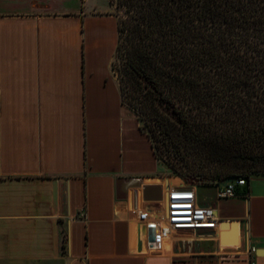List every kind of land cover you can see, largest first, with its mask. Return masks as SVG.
Returning <instances> with one entry per match:
<instances>
[{
	"label": "crops",
	"instance_id": "1",
	"mask_svg": "<svg viewBox=\"0 0 264 264\" xmlns=\"http://www.w3.org/2000/svg\"><path fill=\"white\" fill-rule=\"evenodd\" d=\"M117 43L110 4L0 0V264H264V179L224 200L194 185L229 226L151 248L139 212L165 224L187 184L122 104Z\"/></svg>",
	"mask_w": 264,
	"mask_h": 264
},
{
	"label": "trees",
	"instance_id": "2",
	"mask_svg": "<svg viewBox=\"0 0 264 264\" xmlns=\"http://www.w3.org/2000/svg\"><path fill=\"white\" fill-rule=\"evenodd\" d=\"M262 2L116 0L122 104L174 176L210 186L235 176L246 195L264 174ZM203 158L224 166L208 171Z\"/></svg>",
	"mask_w": 264,
	"mask_h": 264
},
{
	"label": "built area",
	"instance_id": "3",
	"mask_svg": "<svg viewBox=\"0 0 264 264\" xmlns=\"http://www.w3.org/2000/svg\"><path fill=\"white\" fill-rule=\"evenodd\" d=\"M221 187L217 198L229 199L237 196V188L244 187V179H238ZM139 219L145 223L150 234V246L157 250L162 241L172 232H203L215 231L220 226V218L214 207L198 206L193 186L184 185L170 191L167 203L166 223L160 225L157 221H151L147 212H139Z\"/></svg>",
	"mask_w": 264,
	"mask_h": 264
},
{
	"label": "rangeland",
	"instance_id": "4",
	"mask_svg": "<svg viewBox=\"0 0 264 264\" xmlns=\"http://www.w3.org/2000/svg\"><path fill=\"white\" fill-rule=\"evenodd\" d=\"M88 1H89L90 5H94L95 4V5H98V6H109V4H110L113 7L114 12L115 13L117 12V8H116V5H115L116 4V0H88ZM262 3H264V0H263ZM197 162H200L203 165V167L206 170H208V171L209 170H213V169H217V168H220V167H223L224 166L220 162L215 161V160H212V159L210 160L208 158L200 159ZM170 164L161 162V165H163L166 174H168L170 176H174V174L172 172V167H171ZM174 177H178L185 184L191 185V186L199 185V184H202L203 183L202 180H198V179H196L194 177H189V178H183L181 176H174ZM263 179H264V174L263 173L254 174L252 176V180H254V181H256V180H263ZM216 193H217V191H216L215 187H212L210 185L201 186L200 187V190H199V194L203 198H209L210 196H214ZM222 200H224V199H222ZM225 205H229V204H225V202H224V207L223 208H226ZM227 208L230 209V206L227 207ZM172 235H173L172 234V231L169 230V236H172Z\"/></svg>",
	"mask_w": 264,
	"mask_h": 264
},
{
	"label": "water",
	"instance_id": "5",
	"mask_svg": "<svg viewBox=\"0 0 264 264\" xmlns=\"http://www.w3.org/2000/svg\"><path fill=\"white\" fill-rule=\"evenodd\" d=\"M236 180H238V177L232 176V177L227 178V179H226L223 183H221L220 185H221L222 187H226L229 183H232V182H234V181H236ZM221 224H222V228H223V227H227V226H229L230 222H228V221H223V222H221ZM257 254H258V255H263V254H264V249H260V250H258Z\"/></svg>",
	"mask_w": 264,
	"mask_h": 264
}]
</instances>
